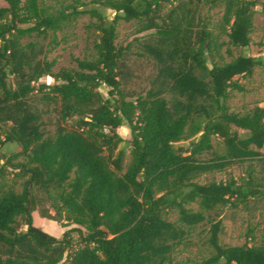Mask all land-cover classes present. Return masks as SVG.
<instances>
[{"label":"trees","instance_id":"obj_1","mask_svg":"<svg viewBox=\"0 0 264 264\" xmlns=\"http://www.w3.org/2000/svg\"><path fill=\"white\" fill-rule=\"evenodd\" d=\"M258 1H100L101 8L85 11L99 32L95 58L55 71L37 41L60 31L72 13L49 14L40 0H0V181L9 170L24 180L21 192L0 185V264H167L208 213L264 200L252 175L245 186L198 181L264 162V107L240 114L228 105L231 92L245 91L239 78H251L264 59L215 61L224 44L250 46ZM210 2L225 7L219 34L201 18ZM102 8L114 11L112 21ZM120 21L151 32L135 43L155 69L143 94L127 90L131 44L116 43ZM48 77L52 84L43 81ZM38 102L58 107L53 132ZM124 124L131 134L128 166L118 133ZM188 129L198 139L186 145ZM214 138L226 154L201 159L214 153ZM13 144L18 151L3 153ZM169 212L177 222L166 218ZM34 213L59 224L63 216L62 237L35 226ZM221 230V221L211 223L212 253L199 264H264V246H222Z\"/></svg>","mask_w":264,"mask_h":264},{"label":"rangeland","instance_id":"obj_2","mask_svg":"<svg viewBox=\"0 0 264 264\" xmlns=\"http://www.w3.org/2000/svg\"><path fill=\"white\" fill-rule=\"evenodd\" d=\"M100 1L104 0H40V6L49 14L72 13L70 20L63 28L50 33L45 40L37 42L43 46V56L49 61L55 63V71L60 69L76 68V60H92L95 58L94 46L99 40V32L96 20L85 11L89 8L98 7ZM167 11L170 6L165 4ZM103 9V8H102ZM225 7L223 4L214 6L212 2L202 4L201 18L208 24L209 28L219 34L222 25V18ZM254 18V29L251 33V44L248 48H234L225 45L220 50V54L215 57L218 63L229 62L232 58L238 56H251L257 59H264V0H259L256 7ZM104 15L109 21L114 18V11L104 8ZM140 26L135 22L120 21L117 25L118 46L126 47L131 44V59L129 61V82L127 90L134 94H143L149 90L151 81L155 76V69L152 62L141 56L136 48V41L145 39L151 32H139ZM221 42H228L226 37L220 39ZM227 49L229 53H227ZM43 81L52 84L53 79L48 77ZM239 83L244 85L243 93L231 92L228 105L231 111L244 114L253 108L264 107V67L257 68L251 78H239ZM104 94L106 89H102ZM42 112L43 121L47 131L53 132L56 125L60 122L58 107L55 104L46 102L37 103ZM70 124V122L68 123ZM192 129H188L183 144L189 145L190 142L197 140L198 136H192ZM119 135L124 139L120 148L127 150L126 166L131 161L132 155L129 142L131 134L126 124L118 129ZM239 133L244 134L239 130ZM214 153L204 154L201 159L209 161L215 156L226 154V148L222 140L213 139ZM18 145H6L3 153H12L18 151ZM18 162L26 161L23 157ZM3 162L1 163V165ZM16 172L9 170L6 177L1 179L0 185L13 187L17 192L23 190V181L15 177ZM254 184L264 187V162L247 161L227 168L223 172H216L203 176L198 181L200 183L209 182H228L235 181L239 185H247L251 179ZM194 210L199 211L198 206H193ZM52 214L54 212L52 211ZM208 221L195 228L186 238V240L176 248L167 264H199L211 256V248L208 243L209 229L212 222L221 221L222 230L219 235V242L222 246H264V200L260 198L250 199L245 204H240L237 208L232 206L219 207L214 212L208 213ZM166 218L171 222H177L178 215L175 212H169ZM61 223L43 219L40 216L35 217V226L43 227L44 230L60 238L63 234L61 225L66 224L64 217H61ZM75 227V226H74ZM26 229V228H23Z\"/></svg>","mask_w":264,"mask_h":264},{"label":"crops","instance_id":"obj_3","mask_svg":"<svg viewBox=\"0 0 264 264\" xmlns=\"http://www.w3.org/2000/svg\"><path fill=\"white\" fill-rule=\"evenodd\" d=\"M36 216H38V214H37V213H34V214H33V217H34V224H35V217H36ZM40 228H42V229L44 230L43 227H40ZM44 231H45V230H44ZM45 232H46V231H45ZM63 233H64V229H63ZM62 235H63V234H62ZM55 237H56V236H55ZM61 237H62V236H61ZM61 237H60V238H61ZM56 238H58V237H56ZM58 239H59V238H58Z\"/></svg>","mask_w":264,"mask_h":264}]
</instances>
